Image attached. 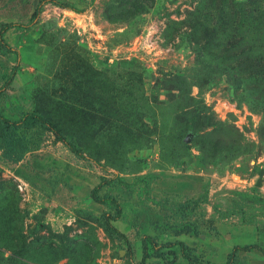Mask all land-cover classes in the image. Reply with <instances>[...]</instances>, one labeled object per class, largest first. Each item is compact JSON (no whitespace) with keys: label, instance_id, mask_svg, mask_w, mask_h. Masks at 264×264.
<instances>
[{"label":"rangeland","instance_id":"1","mask_svg":"<svg viewBox=\"0 0 264 264\" xmlns=\"http://www.w3.org/2000/svg\"><path fill=\"white\" fill-rule=\"evenodd\" d=\"M39 5L4 34L19 55L0 46V87L18 64L0 110L40 113L87 158L39 126L21 160L0 155V264H226L264 248V0H0V28ZM105 179L119 215L92 198ZM144 235L161 246L146 259Z\"/></svg>","mask_w":264,"mask_h":264},{"label":"trees","instance_id":"2","mask_svg":"<svg viewBox=\"0 0 264 264\" xmlns=\"http://www.w3.org/2000/svg\"><path fill=\"white\" fill-rule=\"evenodd\" d=\"M54 4L60 6L61 8H70L74 10L75 12H79L76 9H73L68 4H60L55 1H52ZM40 5L36 8L34 12V16L32 21L29 24L23 25V24H16V23H7L4 24L0 28V46L4 50H10L16 52L17 55H19L18 50L13 47L8 41L5 40L4 34L7 32V30L11 27L16 26V28L20 29H30L34 26L36 18L40 14ZM264 34V33H263ZM261 60V59H260ZM259 60V62H260ZM247 63V62H246ZM260 64V63H259ZM229 67L231 65H228ZM264 68V63L261 65V69ZM18 69V64H14L10 70V73L2 87H0V95L3 93V91L7 88L8 84L13 80L14 76L16 75ZM245 69V68H244ZM35 126L42 127L50 132H52L55 136V138L63 142L64 145L77 157L80 158H87V156L83 153V151L75 145L72 141H70L60 130V128L55 125L52 121L47 119L46 117L42 116L40 113L36 111H28L25 114H23L20 118L14 119L12 117L6 116L1 110H0V155L2 159L5 161H13L17 162L21 160L24 156V154L27 152L28 144L27 140L25 138V135L23 134V131L32 128ZM101 166L100 164H98ZM103 168V166H101ZM111 179H105L103 182L98 184L92 191L91 195L92 198L100 203V204H113L117 208V215H119V202L113 195H105L100 196L99 192L104 187L105 184L110 183ZM110 215L107 214L105 218V225L107 229L119 236H123V234L111 223L112 220H115L117 218V215ZM148 243H151L152 248L154 250L160 249L159 246L155 245L154 239L149 235H144L142 237V244H143V251H144V259H146L149 255V247ZM175 244H179L181 247V250L183 251V254L185 258H189V255L187 254L185 250V244L183 242H175ZM253 249H260L264 252V248H261L258 245H247V246H240L236 245L233 247V251L231 252L230 258L227 261L226 264H234L235 260L237 259V255L240 251H247V250H253Z\"/></svg>","mask_w":264,"mask_h":264},{"label":"water","instance_id":"3","mask_svg":"<svg viewBox=\"0 0 264 264\" xmlns=\"http://www.w3.org/2000/svg\"><path fill=\"white\" fill-rule=\"evenodd\" d=\"M188 139H189V135H188V137L185 140H188Z\"/></svg>","mask_w":264,"mask_h":264}]
</instances>
